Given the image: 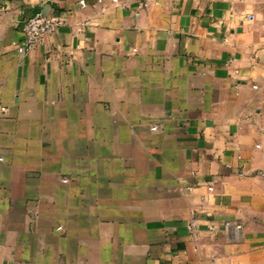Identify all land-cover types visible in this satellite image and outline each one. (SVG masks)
I'll list each match as a JSON object with an SVG mask.
<instances>
[{
	"label": "crops",
	"instance_id": "0c3cea01",
	"mask_svg": "<svg viewBox=\"0 0 264 264\" xmlns=\"http://www.w3.org/2000/svg\"><path fill=\"white\" fill-rule=\"evenodd\" d=\"M0 264H264V0H0Z\"/></svg>",
	"mask_w": 264,
	"mask_h": 264
},
{
	"label": "built area",
	"instance_id": "2783aa9c",
	"mask_svg": "<svg viewBox=\"0 0 264 264\" xmlns=\"http://www.w3.org/2000/svg\"><path fill=\"white\" fill-rule=\"evenodd\" d=\"M114 1L118 3V0ZM61 24L60 21L42 13H37L27 19L22 24L23 39L18 44V52L20 54L30 53L36 47L42 45L49 35L57 32ZM226 226H231V223H226ZM188 228L190 232L193 233L196 228V223L192 222ZM236 228L240 230L241 226L237 225Z\"/></svg>",
	"mask_w": 264,
	"mask_h": 264
}]
</instances>
